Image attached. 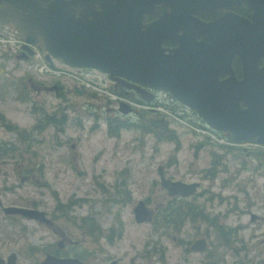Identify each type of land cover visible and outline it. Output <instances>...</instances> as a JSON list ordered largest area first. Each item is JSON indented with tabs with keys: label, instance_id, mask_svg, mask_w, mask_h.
Listing matches in <instances>:
<instances>
[{
	"label": "rangeland",
	"instance_id": "obj_1",
	"mask_svg": "<svg viewBox=\"0 0 264 264\" xmlns=\"http://www.w3.org/2000/svg\"><path fill=\"white\" fill-rule=\"evenodd\" d=\"M14 35L18 36L15 27L0 25V112L3 117L26 130L43 113L55 112L58 116L62 111L66 120L57 129L59 131L53 125H45L40 131L33 132L31 140H28L27 151L22 150L19 154L18 150L16 154L0 157V200L4 205L28 206L36 203L39 209H43L48 213L47 216L55 220L53 224L63 228L70 234L71 239L76 240L74 244L65 241L64 249L100 247L111 249L110 252L115 255H138L140 262L150 258L158 264V255L149 251L158 248L165 249L161 264H170L178 259L181 250L173 248L171 230L160 226L154 231L153 220L138 223L133 217L132 207L139 199L150 197L149 203L153 207L159 201L169 198L159 184V164H163L166 174L173 178L185 181L201 180L203 186L209 189L207 195L212 198V202L222 200L220 197L234 196L264 199V176L261 175L264 165L259 170L250 157L237 156L236 152H225L219 147L222 142L213 131L209 130L214 136L197 125H203V122L199 121L196 111L183 107L167 94L160 93V101L165 106L151 111L164 113L179 132L181 145L177 151L174 150L173 142L156 141L151 134L142 133L133 126L123 128L118 137L110 136L106 131L105 115L135 120L138 112L124 115L119 111L108 110L114 104L105 95L71 94L68 100L62 101L55 98L56 95L50 91L37 99L38 96L29 89L23 73L27 71L29 63L16 59L14 45L5 42V39L14 38ZM53 63L65 66L58 59H54ZM96 72L106 78L102 72ZM63 80L65 86L73 83L66 77ZM102 82L109 85L107 80ZM22 85L27 88L31 100L17 97L18 88ZM39 101L46 103L45 109L41 108ZM58 102L68 108L62 110V106H57ZM92 111L98 114V125L94 127ZM1 122L0 140L6 145H17V133ZM213 152L221 156H218V172L211 176L205 173V169L211 165ZM16 166L36 167L40 173H35L32 181H21V174L15 171ZM128 169L131 170L128 175L118 174L120 170ZM120 177L127 180V186H117L116 189L128 187L131 191V199L123 204L120 203L122 194L112 195L114 183ZM36 178H40L39 181ZM98 182L103 184L104 190L99 187ZM109 195L112 196L108 197ZM107 197L113 199L110 205ZM73 199L77 201L73 203ZM67 203H71L67 211L58 210V204ZM179 205V202L168 199V206ZM118 211L123 224L120 232L116 231L118 223L115 217ZM87 214H92L103 229L105 235L98 240L68 218ZM57 239L59 238L54 232L37 221L5 215L0 209V255L5 256L9 251L16 255L18 253L17 264L30 263L31 260L29 261L26 254L29 246L39 247L47 242L51 245Z\"/></svg>",
	"mask_w": 264,
	"mask_h": 264
},
{
	"label": "flooded vegetation",
	"instance_id": "obj_2",
	"mask_svg": "<svg viewBox=\"0 0 264 264\" xmlns=\"http://www.w3.org/2000/svg\"><path fill=\"white\" fill-rule=\"evenodd\" d=\"M39 1L45 5L50 0ZM102 1H105L109 7L110 19L108 22L111 27L117 28L116 24L119 23L123 37L130 32L139 30L142 50L145 51L153 46L156 51L157 64L161 62L168 65V70L172 75H175L176 72L179 74L188 72L193 75L197 73L205 78V83H209V78L214 76L218 80L231 77L238 90L246 97L240 100L242 107L246 106L244 101L250 100L257 89L264 84L262 79H258L256 72L257 68L264 65V0H122L119 5L113 3L112 0ZM79 3L80 5L85 3V6L83 9L78 6L75 9L76 14H82L88 18H92L90 14L92 6L97 11L102 8L99 0H79ZM3 6L4 4L0 2V7ZM1 24L14 27L11 22L7 23L0 19ZM17 34L16 37L20 36L22 39V35L18 31ZM23 43L14 49L17 52L15 57L20 61L32 64L36 50L42 51L43 54L46 53L43 44L40 43L37 46H32V54L18 58V54L23 55ZM197 48H199V54L196 52ZM54 59L58 58L52 57V61L50 63L47 61V64L52 69H60V65L53 63ZM66 68L75 70L74 66L68 64ZM23 73L26 75L29 89L38 96L37 99L41 97L40 95L50 91L56 95L55 98L62 101L68 100L71 94H75L72 87L76 84L65 86L63 78L53 75V72L29 66ZM124 78L126 86L118 85L114 88L112 81L108 86L117 92L121 88L126 97L136 101L145 102L137 90L145 88L147 91H142L147 96H152L151 100L158 99L160 93L164 91L149 87L144 81L131 80L127 76ZM53 84L56 85V88L52 90L47 88ZM84 90L83 94L92 93L90 89L84 88ZM173 99L183 107L194 110L174 97ZM38 104L42 109H45V102L39 101ZM57 106H62V110L68 108L61 102H58ZM108 110L117 111L113 106ZM137 111L138 108L135 106L128 115ZM199 119L201 118L199 117ZM201 120L208 124L205 120ZM1 123L4 126L12 124L5 118ZM211 130L221 140L222 143L219 145L237 146L233 143H240L238 144L239 149H235V154L240 157H250L254 166L262 170L264 145L258 144L255 137L234 140L225 131ZM246 144H251V146L247 147ZM256 152H259V156L256 155ZM15 171L21 174V181L24 179L32 181L34 174L40 173L36 167L21 168L16 166ZM129 173H131L130 169L118 172L120 175ZM164 174L167 178L182 180L167 175L165 167ZM261 175L264 176V170ZM39 179L35 180L39 181ZM192 181H198L199 185L188 196H169L167 190L163 188L169 198L159 201L155 206H150V197L143 199L153 212L151 220H154L155 215L163 210L168 199L187 206V216L183 219L181 217L178 222L174 221L170 227L173 248L181 250L179 258L174 259L170 264L177 261H182L184 264H264V199L234 196L220 197L222 200L212 202V198L207 195L209 189L203 186V182L201 180L186 182ZM122 183L127 186V180L120 177L114 183L113 192ZM108 197L106 200L110 205L113 199ZM86 198L84 197V199ZM72 201L74 203L77 200L73 199ZM28 206L39 208L36 203H30ZM0 209L2 210L1 205ZM9 215L24 218L19 214ZM48 217L50 216L48 215ZM38 223L54 232L59 239L52 242L54 245L47 242L39 247L29 246L26 249L29 261L31 260L28 264H37L48 253L62 257H77L81 260L80 264H156L150 258L140 262L138 255H115L110 252L111 249H101L100 247H98L99 249L58 247L57 242L61 238H64V244L65 241L74 244L76 240L71 239L70 234L57 224ZM196 240L199 241L194 244ZM192 246L195 248L192 249ZM149 251L158 255L159 258L156 260L158 264L164 261L165 249L155 248ZM10 252H7L5 256H0L6 259ZM17 261L18 253L15 264Z\"/></svg>",
	"mask_w": 264,
	"mask_h": 264
},
{
	"label": "water",
	"instance_id": "obj_3",
	"mask_svg": "<svg viewBox=\"0 0 264 264\" xmlns=\"http://www.w3.org/2000/svg\"><path fill=\"white\" fill-rule=\"evenodd\" d=\"M120 4L122 0H112ZM0 19L11 22L22 35L23 55L33 53L32 46L42 43L46 53L44 58L50 63L52 57L74 67L94 68L107 74L113 81L114 88L125 85L127 76L131 80L144 81L147 86L167 91L179 102L193 108L198 116L211 127L225 131L232 139L242 140L255 137L257 143L264 145V84L246 103L240 105V100L246 97L238 90L233 79L228 77L218 80L215 76L205 78L200 74L172 75L168 65L157 64L156 51L153 46L142 50L138 31L130 32L123 37L120 24L117 28L109 24L110 11L105 1L99 0L102 8L97 11L91 7L92 18L77 15L75 9L84 8L79 0H50L43 5L39 0H0ZM201 49V45L199 46ZM199 48L196 52L199 54ZM186 63V61H185ZM258 79L264 81V65L256 69ZM31 79V78H30ZM157 81V82H156ZM49 89L56 85L48 86ZM77 95L84 93L82 86L74 85ZM57 90V89H56ZM142 90L147 91L145 88ZM142 90H137L145 100H151ZM118 110L121 113L133 111L126 102L120 101ZM74 147V144H71ZM160 184L167 190L169 196L192 194L198 181L186 182L167 178L163 164L157 166ZM4 214H19L46 225L52 220L43 209L22 205H3ZM134 220L138 223L149 222L152 210L139 199L132 208ZM196 240L195 243H197ZM193 244V245H194ZM58 247L64 246V238L57 242ZM195 247L192 246V249ZM16 253L11 251L7 258L0 256V264H15ZM81 260L72 256H56L46 254L37 264H80ZM173 264H184L182 261Z\"/></svg>",
	"mask_w": 264,
	"mask_h": 264
},
{
	"label": "trees",
	"instance_id": "obj_4",
	"mask_svg": "<svg viewBox=\"0 0 264 264\" xmlns=\"http://www.w3.org/2000/svg\"><path fill=\"white\" fill-rule=\"evenodd\" d=\"M6 56V53H3ZM92 92V91H91ZM123 90L121 88L118 89V93H122ZM91 94L95 95L94 92ZM17 97L21 98L22 100H31L32 97L28 94L27 88L22 85V87L18 88ZM137 119L132 120L129 118H121L119 116L109 117L107 115L104 116V120L106 122V131L110 136L118 137L120 135V131L123 128H130L131 126L136 127L142 133H149L151 134L156 141H171L174 143V150L177 151L181 145L180 135L177 129L171 125V121L168 117L162 112H155L151 111V109H140L137 111ZM94 115L95 122L93 123V127L98 125V114L96 112H91ZM4 117L0 112V121H3ZM66 120V115L61 111L60 115H56L55 112L53 113H43L35 120V123L30 127L29 130L23 129L18 127L15 124H9L6 127L10 130H13L17 133V141L18 144L15 145L10 143L6 145L4 141L0 140V157L16 154L19 150L20 151H27L28 150V140H31V134L33 132H38L42 129L45 125H53L56 130L60 127L61 124L64 123ZM59 131V130H57ZM203 142V141H202ZM204 143V142H203ZM207 143V141H206ZM202 144V143H201ZM199 144V145H201ZM219 147L223 148L225 152L235 153V149L233 147H229L226 145H220ZM239 149V148H238ZM34 153V151H32ZM256 155L259 156V152H256ZM218 156L221 154L213 152V160L211 161V165L205 169V173L207 175H215L218 172ZM125 175V174H124ZM98 185L101 189H105L102 183L98 182ZM119 186H125L123 183ZM130 189L125 187L124 189L116 190L113 194H122V199L120 203L123 204L131 199L130 196ZM55 199L58 202V198L54 195ZM83 200V199H79ZM81 204V203H80ZM70 203L59 205L58 210L60 211H67L70 208ZM187 206L183 203H180L179 206L173 207L168 206V203L165 204V207L162 211L156 214L152 228L154 231H157L160 226H165L167 230H170L171 224L176 221L178 222L179 219H182L187 216ZM64 212H62L63 214ZM72 222L77 223L79 227L85 229L88 234H90L95 240H98L100 236H104L103 229L101 228L100 224L95 220L92 214L82 215L79 217L71 216L68 217ZM121 214L118 211L115 219L118 223V227L116 231H121L123 229V224L121 221ZM112 235L109 236L111 239ZM106 238V240H109ZM51 245H54L51 243Z\"/></svg>",
	"mask_w": 264,
	"mask_h": 264
},
{
	"label": "built area",
	"instance_id": "obj_5",
	"mask_svg": "<svg viewBox=\"0 0 264 264\" xmlns=\"http://www.w3.org/2000/svg\"><path fill=\"white\" fill-rule=\"evenodd\" d=\"M5 42L9 43V45L13 44L15 48L20 47V45L24 42L23 39L17 38L14 36V38H8L5 39ZM33 66L35 69L39 70H45L49 72H53L55 76L63 78H68L71 80L73 83L82 85L86 88L98 91L99 93L105 94L109 99H114V100H124L128 102L130 105L137 106V107H144V108H156V109H162L164 107L161 104H142L139 102H136L133 99H130L128 97L119 95L113 91L108 90L105 87V83H103V79L101 75L96 72L93 69H86V68H75V70H69L68 68H64L61 66L60 69H52L47 62L45 61L42 53L38 50L35 51L34 54V62L30 65ZM94 79H98L94 80ZM102 80V81H101ZM172 98V97H170ZM198 126L204 127V131H206L208 134L214 136L209 132L212 131L209 129L210 127L208 125L202 126L197 124ZM209 127V128H208ZM234 145H238L240 143L234 142Z\"/></svg>",
	"mask_w": 264,
	"mask_h": 264
},
{
	"label": "bare ground",
	"instance_id": "obj_6",
	"mask_svg": "<svg viewBox=\"0 0 264 264\" xmlns=\"http://www.w3.org/2000/svg\"><path fill=\"white\" fill-rule=\"evenodd\" d=\"M50 218V217H49ZM51 220H52V224L51 225H53V218H50Z\"/></svg>",
	"mask_w": 264,
	"mask_h": 264
}]
</instances>
